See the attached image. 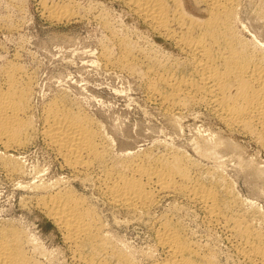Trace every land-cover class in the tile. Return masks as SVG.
<instances>
[{
  "label": "bare ground",
  "instance_id": "1",
  "mask_svg": "<svg viewBox=\"0 0 264 264\" xmlns=\"http://www.w3.org/2000/svg\"><path fill=\"white\" fill-rule=\"evenodd\" d=\"M117 1L150 30L168 40L177 55L165 53L157 56V51L153 53L148 48L145 51L143 46L138 45L141 49L129 41V36L118 35L109 27L110 38L117 44L119 52L112 57L104 50L101 53L103 64L126 70L129 75L139 72L145 83L146 98L153 99L158 107L163 108V113L168 116H165L166 120H170L173 128H178L181 124L178 123L179 117L190 108L202 106L230 135L246 137L264 152V42L256 36L247 38L243 35V23L238 16L240 0ZM38 4L41 12L52 20L71 19L77 14L78 3L74 0H39ZM259 11L264 16V4ZM103 14L98 15L106 29L110 23ZM15 62L4 63L0 70V165L5 173L16 179L24 175L20 158L9 155L8 151L24 148L38 135L69 171L72 180L93 186L110 206L124 211L131 219L145 217L150 226L151 243L134 253L135 249L133 252L128 250V245L127 249L121 240L118 242L109 235L110 231L106 230L96 207L88 202L89 197L85 199L80 191L75 190L70 181L68 183L69 178L54 177L55 180L49 181L39 178L24 184L33 191L34 206L59 231L73 264H224L219 261L214 246L197 240L181 217L177 218L173 212L152 213L160 199L172 196H179L199 208L205 226L223 231L243 262L264 264V229L255 227L250 219L234 209L233 203L236 202H233L232 195L228 196L233 190L227 189V182L221 191L217 188L219 179L218 182L214 180L217 184L204 182L196 174L193 160H189L192 157L185 154L187 150L185 153L170 147L169 151L160 153L143 150L110 159V147L103 129L101 131L97 125L99 121L95 123L96 119H91L85 110L77 109L79 106L73 108L59 97H53L41 106L39 126H36L30 105V75ZM230 135L222 136L212 128L208 129L194 135L192 150L201 159L218 166L225 161L223 156L228 154V157L234 156L233 159L236 156V162L240 160L238 165L248 167L251 177L253 174L264 180L262 165L243 160L238 142ZM26 230L9 220H0V264L51 263L47 261L52 255L36 239L38 233L33 236Z\"/></svg>",
  "mask_w": 264,
  "mask_h": 264
},
{
  "label": "rangeland",
  "instance_id": "2",
  "mask_svg": "<svg viewBox=\"0 0 264 264\" xmlns=\"http://www.w3.org/2000/svg\"><path fill=\"white\" fill-rule=\"evenodd\" d=\"M38 1L0 0V70L8 62L16 61L15 63L23 66V69L30 75V87L32 86L30 105L33 121H37L36 126H39L38 116L43 105H45L44 103L53 97H59L64 99L67 105L69 103L73 108L79 106L77 109L85 110V113L91 119H96L95 123L99 121L97 125L101 131L103 129L102 133L107 138L108 147H110V159L121 158L125 154H133L143 150L149 153L169 151V147L171 150H183L184 153L187 150L185 154H189L188 158H190L189 156L192 157L189 160H193L195 163L193 167L197 172L196 174L200 178L202 177L201 179L204 182L214 183L216 180L217 182L220 180L221 186L215 182L220 191L223 190L222 188L227 182V189L233 190L229 191L228 196L231 197L230 195H232L233 202H236L233 203L234 209L243 213L248 220L250 219L254 223L255 227L264 229V224L261 223L264 222V180L258 177L255 178L253 174L251 177L248 167L244 166V169L243 166L238 165L239 159L237 163L236 156L234 159L232 158L234 156L229 155L228 157V154L227 157L223 156L222 159H225V161L218 166V164H213L212 161L201 159L192 150V144L198 133L207 132L208 129L211 130L212 128L222 136L230 135L223 129L217 119L207 109H204L205 107L195 106L190 108L188 111H191L190 113L186 112L187 115L184 113L186 116L179 117L178 123L181 122V124H178V128H173L169 122L170 120H166L168 116L164 114L163 108L158 107L159 104L153 99L146 98L148 95L146 87H144L145 83L144 80H141L142 77L139 76V72L136 73L137 76L134 73L129 75L130 72H126V70L122 71L123 69L118 67H109V65L103 64L101 56L104 50L108 51L112 57H115L119 52L117 44L110 38L111 28L109 27H112V30H115L118 35L129 36H126L129 41L135 42L133 44H136V46H143L145 51H147V48L148 51L152 50L153 53L157 51V56H162L165 53L173 56L177 55L172 44L150 30L117 0H74L76 4L78 3L75 18L72 16L71 19L67 18L59 21L52 20L44 12H41ZM263 4L264 0H240L238 16L243 23L241 25L244 27L241 28L243 35L247 38L256 36L255 38H260L264 42V16L259 13V9ZM98 14L101 16L103 14L104 19L107 17L106 20L110 24L106 26V29L103 24L101 25L102 21L99 20L100 16ZM251 34L252 36H250ZM198 113L201 114L198 115ZM230 137L238 142L236 143L240 146V157L243 160L246 159L252 164L262 165L261 167L264 169L263 151L259 150L246 137L235 135H230ZM178 144L179 146H177ZM8 154L20 158L25 173L20 179H16L8 176L2 165H0V220L6 222L9 220V222L18 224L21 228L27 229L26 231L32 233L33 236L38 233L35 235L37 236L36 239L40 240V243L44 244L43 247L50 252V256L52 255V261H47L51 262L50 264H73V262L55 225L39 208L34 206L35 204L32 201L34 199L33 191L23 186L30 181H37L39 178L46 181L55 180V178H69L68 183L70 181L69 184L75 190L80 191L85 199L89 197L88 202L96 207L94 208L101 221L104 225H107H105L106 230L110 231L109 235H112L118 242L121 240L120 243H123V246L125 244V248L129 246L128 250L133 252L135 249L134 253L135 251L138 253L139 249L141 250L146 244L151 243L152 233L145 217L141 220L131 219L124 211L118 210V208L115 209L112 205L106 203L93 186L82 185L77 180H72L69 171L57 160L40 136H34L24 148L17 151L9 150ZM232 165L234 166L232 167ZM205 172L209 173L206 174ZM217 174L221 175L222 178ZM208 175H213V178ZM214 176L219 178L216 179ZM19 183L23 184L18 185ZM160 200L152 213L156 214L157 212L159 214L165 211L171 214L173 212L172 214L177 215V218L181 217L183 220L180 219L185 227L193 233L197 240L214 246L213 248L216 249L215 251L219 255L217 257L220 258L218 259L221 263L247 264L243 262L244 260H241L242 258L240 259L234 246L226 239L223 231L219 228L212 227V229L207 225L205 226L202 220L203 212L199 208L185 202L179 196L166 197ZM177 207H180V209ZM175 210L177 211L175 212ZM237 256L238 258H236Z\"/></svg>",
  "mask_w": 264,
  "mask_h": 264
}]
</instances>
